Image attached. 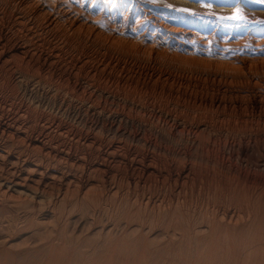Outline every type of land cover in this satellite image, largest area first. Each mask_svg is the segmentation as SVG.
<instances>
[{
    "label": "rangeland",
    "instance_id": "obj_1",
    "mask_svg": "<svg viewBox=\"0 0 264 264\" xmlns=\"http://www.w3.org/2000/svg\"><path fill=\"white\" fill-rule=\"evenodd\" d=\"M15 16L14 12L0 6V88H2L0 89V110L5 112V119L20 113L23 115L26 113L19 121L25 127L27 126V128L24 129L25 131L13 128H11L12 130L7 129L6 131L9 132L5 135L10 133L7 136L9 138L12 137V140L18 141L24 147H29V149L35 148L34 150L36 151L43 149L45 152H52V155L55 151L49 150V145L47 146L49 134V138L55 137L65 142L64 144L72 150L68 153L65 152V155L61 151L55 152L54 155L57 154L58 158H68L69 162L78 166L80 165V168L88 167L93 168V170L96 169L99 174H97L98 176L95 180L98 181L94 182L92 179H89V182L92 181L91 185L94 187H101L105 184L101 187L105 190V194L109 190L107 188H111L112 183H114L111 180L113 176L115 183L118 181L122 184L125 183V185L130 183L128 186L132 188L137 182L136 184L141 189L136 188L134 190L121 184L123 188L121 187L115 202L112 198V201L108 199L109 201L102 204V207L106 210L104 208L90 209L84 215L79 213V216L77 210H72L73 212L66 213L67 215L64 214L58 220L59 223L57 225H52L53 229L51 228V224H49L50 227L45 230V235H43L41 241L37 240L38 243L37 241L29 240L26 243L17 244V246L15 245L11 248L0 243V264H52V262L53 264H168L167 262L160 261L158 259L160 258L159 256H156L157 260L155 256L149 255L147 253L148 250L150 252L153 248H149L144 242H139L135 245L132 242L129 243L130 240L124 238L122 232H119L124 230L121 228L119 230L120 226L126 228L125 225L122 226L126 223L125 219H122L124 216L117 214L120 211L118 207L123 205L122 199L119 198L123 195L122 192L124 196L132 194L130 197L129 195L127 196L129 197V205L126 207L131 211L130 209H134V207L130 205L135 203L132 200H135L140 195V191L145 192L146 196L153 194L151 197H156L157 192L161 188L158 196L164 199L162 201L165 207L169 206H167V203L173 205L175 201L180 202L178 206L181 209V213L173 219L175 223H178L180 220V224L170 222V218H168L169 225L171 224L170 227L168 226V222L166 223L167 226L165 225L163 228H160L161 226L156 224L154 225L155 227H150V232L162 229V231H166V228L167 231L165 233H169L171 230L172 232H176L175 229L179 226L178 229L185 233L184 230L187 227L185 222L187 223V220L194 219L200 215H206L207 219L212 221L217 214L219 218L228 208V211L230 210L231 213L237 215L241 221L252 220L255 216L260 215L258 217L260 218L261 225L251 227L250 230L243 233V237L241 234V237H238L239 240L241 239L238 242V246L235 242H230V245L228 244V248L231 246L232 249L233 245L235 246L236 244L235 249L232 250L230 247V250L234 251L230 252L231 255L226 253L227 246L225 247L226 244L223 239H220L221 241L215 240L210 249L213 250V247L216 248L219 245L218 249L221 254H217V256L219 255L217 262H220V264H264V72H258L254 77L246 76L245 72L246 77L242 76L240 79L230 80V78H226L225 74L237 73L239 70L226 65L224 61L215 62L213 59L196 57V54L188 56V54L183 53L182 55L181 52L179 53L176 49L172 50L167 45L156 48L152 45L144 46L139 41H135L136 43L133 41L129 48H127L128 53H126L127 51H123L119 44L110 43L106 40H101V43H104L103 45H97L86 41H76L75 39H71V36L62 39L52 36H38L32 30L29 31L27 28H21ZM24 37L30 39L31 43L29 41V44H23L21 39ZM65 38L68 40H65ZM54 39L57 40L54 41ZM20 44H23V46ZM21 63L22 66H27L26 69H28L30 75L35 76V79L39 77L38 79L42 80V83L47 84L45 86L49 88L54 87V89H59V91H64L63 89H65V92L70 90L69 93H77L76 96L78 95L77 98L79 100L85 99V102L92 101V104L97 109H100H98L99 111H105L106 117L102 118L103 116L88 114L84 115L85 125L76 124L70 118L73 115L71 111L68 112V116H57V113L54 110H50L46 105L43 107L37 106L39 100L41 103L43 102L44 90L40 87L37 88V86L33 88L28 87V93L26 92V95H23L22 88L18 87L19 85L17 86L15 76L12 74L15 68L21 66ZM36 70H38V73ZM44 78L45 80L47 79L46 82ZM11 91H15V94L11 93ZM99 93L104 95L100 97ZM33 95L34 100H32ZM105 95H107V98ZM130 101L132 102L130 103ZM28 117L30 118L28 119ZM105 118L107 119L105 120ZM30 121L34 123H30ZM47 123L48 125H46ZM64 130H69V134L64 133L60 136L59 132ZM13 137L15 138L13 139ZM76 150H81L82 152ZM83 150L86 152H83ZM80 153H83L82 155L85 154L86 158H82L83 156ZM74 159H76L75 162ZM103 171L107 173H103ZM109 176L110 178L108 179L107 177ZM86 179L81 178V181L83 180L84 182ZM99 180L103 181L100 182ZM104 181L105 183H102ZM126 187L129 189H127L129 193H127ZM153 190L154 192L152 193ZM179 191H182V193ZM161 193H164V196ZM177 193H179L178 196L180 198L176 196ZM168 195L172 200L168 198ZM165 198L170 199L171 203H169L170 200ZM167 200L168 202L166 203L165 201ZM216 201L221 206H216L219 205ZM136 202L139 205L141 204L138 201ZM113 203L115 204L113 205ZM181 204L184 205L181 207ZM134 205L139 206L136 203ZM115 206L118 208H116L118 211L114 209ZM136 206L135 208H137ZM222 207L224 208L222 209ZM215 209L217 212L214 211ZM183 210L186 211L183 212ZM185 212L189 213V216ZM190 212L192 213L190 214ZM66 216L69 219L78 217L82 223L79 220L76 221L77 223L73 221L69 223ZM88 217L89 219H87ZM88 220L92 222L90 223ZM86 221L88 222L86 223ZM111 222L115 225L121 224L113 230L112 237H115L117 240L111 241V244H109L110 242L104 241L105 236L103 237V234L93 236L92 232L95 233L96 225H110ZM181 224L185 229L180 227ZM88 225L90 226L88 227ZM171 227L173 228L170 229ZM179 230L175 233L178 236L183 233ZM46 231L49 232L47 233L48 235ZM147 232L148 230L146 232L143 231L144 234ZM89 233L90 235H88ZM143 233L140 231L138 235H144ZM91 235L92 237L88 241L91 244L89 245L90 248L95 247L97 244L95 242H98L97 245L100 244V247L96 245L94 253L91 254L90 252L89 255H84L85 257L88 256L87 258L76 257V255L71 254L74 248L79 247V244L81 245L84 237ZM235 235L237 236L238 232ZM67 236H69V239ZM78 237L79 240H77ZM50 241L52 243H49ZM69 241V250H72L67 251V259L65 261L59 260L57 263L58 258H54L56 254L51 256L53 251L64 249V245ZM73 241L75 243V245L73 244L74 246L72 245ZM244 241L247 242L245 243ZM121 242L123 244H119ZM215 242L217 243L214 244ZM44 244L49 247L47 251H44L46 250L44 249L46 245L40 247ZM130 244L132 246H129ZM70 246L73 247L70 248ZM129 248L132 249V254L127 251L125 252ZM220 249L225 252H221ZM238 249L241 250H239L240 255ZM171 250L172 248L169 251ZM242 252H244L243 257H241ZM74 256L75 258H73ZM187 257L188 255L181 258L166 255L165 258L169 262L170 258H172L173 262H176L175 264H187L188 262V264H195L194 262L196 261L197 263L198 261L193 256H189L190 259L186 260L185 258ZM47 259H50V262ZM228 259L231 261L229 262ZM158 261L159 263H157ZM182 261L183 263H181ZM205 261L206 263H203ZM207 261L209 262V260L203 259L202 262L198 261V264H215L213 262L208 263Z\"/></svg>",
    "mask_w": 264,
    "mask_h": 264
},
{
    "label": "bare ground",
    "instance_id": "obj_2",
    "mask_svg": "<svg viewBox=\"0 0 264 264\" xmlns=\"http://www.w3.org/2000/svg\"><path fill=\"white\" fill-rule=\"evenodd\" d=\"M0 6H3L5 8H7L9 11L11 10L12 12H14V15H16L15 17L18 20V24L21 28H25V29L27 28L29 31L32 30L38 36H44V37L52 36L54 38H59V39L71 36L72 37L71 39H75L76 41H81V42L86 41V42H91L92 44L94 43L97 45H103L104 43H101V40H106V41H109L110 43L119 44L120 47L122 48V50L125 52L127 51V48H129V46L132 44L133 41L134 42L139 41L140 44H143L144 46L152 45V46H155L156 48H158V47L161 48V47L167 45L168 47H171L172 50L173 49L178 50L179 53L180 52L182 53V55H183V53L188 54V56L196 54V57H199V58L213 59V60H215V62L216 61H224L226 63V65H228L234 69L236 68V70H239L237 73L225 74L226 78H230V80H237V79H240L242 76L246 77L248 75L254 77V76H256V74L258 72H264V0H0ZM10 14H11V12H10ZM16 19H15V21H17ZM15 23L17 24V22H15ZM20 27H19V29H20ZM66 39L67 38H65V40ZM21 40H22V43L25 45L29 41L31 43V40L27 39L26 37L22 38ZM56 40L54 39V41H56ZM41 43H42V41H41ZM23 44H20V45L23 46ZM68 44H69V42H68ZM87 44H89V43H87ZM65 45H67V44H65ZM106 47H108V46H106ZM106 47H105V49H106ZM26 48H28V47H26ZM104 50H102V51H104ZM109 51H110V49H109ZM34 52H35V50H34ZM126 53H128V51ZM152 53H154V52H152ZM7 61H8V59H7ZM210 61H212V60H210ZM24 64H26V63H24ZM9 65H11V64H9ZM26 68H27V66H25V65L22 66V63H21V66H18L17 68H15L13 70L12 74L15 76V79H16L15 82H16L17 86L19 85L18 87L22 88L23 95H26V92L28 93V91H27L28 87L33 88L34 86H37V88L40 87L42 90H44V96L42 99L43 102L41 103L39 98H38L39 103H37V106L43 107L44 105H46L50 110H52V111L54 110V112L57 113V116L58 115L68 116L69 115L68 112L71 111L73 115L70 116V118H72L71 120H73L76 124L85 125L84 115H88V114H91V115L95 114L96 116L97 115L103 116L102 118H104L105 111L104 112L99 111L100 109L98 108L99 109L98 110L96 108V106H94V104H92V101L91 102H88V101L85 102V99L79 100L77 98L78 95L76 96L77 93L76 94L69 93L70 90L68 92L67 91L65 92V89H63L64 91H59V89H54L53 86H52L53 88L47 87V86H45L47 84L42 83V80L38 79L39 77H36L37 79H35V76L30 75L28 69H26ZM9 69H11V68H9ZM35 69H37V68H35ZM33 71H34V69H33ZM36 71L38 73V70H36ZM245 72H246V76H245ZM32 74H33V72H32ZM15 79H13V80H15ZM44 80H45V78H44ZM46 80H45V82H46ZM93 84H94V82H93ZM6 86H5V88H7ZM0 87H1V85H0ZM5 88H4V90H5ZM0 89H2V88H0ZM9 92H10V90H9ZM14 92L15 91H13V92L11 91V93H14ZM31 92H32V90H31ZM99 94H100V97H101V95H104L102 93H99ZM107 95H105V97ZM11 96H13V95H11ZM28 96H30V95H28ZM80 97H82V96H80ZM90 98H88V99H90ZM91 99H93V98H91ZM32 100H34V95L32 97ZM110 101H111V99H110ZM131 102L132 101H130V103ZM34 107H35V105H34ZM25 110H26V108H25ZM24 111H23V113L26 112V111L25 112ZM143 112H145V111H143ZM29 113H30V110H29ZM5 115H6L5 112L3 110H0V243L4 244L8 248H11V247H14L15 245L17 246V244L26 243L29 240H33L34 242L37 240L41 241L43 235H45V230L50 227L49 224H51V228H52V225H57L59 223L58 220L60 218H62V216L64 214L67 215L66 213H70L72 210H77L78 216H79V213L84 215L88 211H90V209L95 210V209L104 208V207H102V204L106 203V201H109L108 199L111 200L113 198L112 200H114V202H115V200L118 197V193L120 192L121 187L123 185H125V183L122 184L120 181L115 183L114 176L113 177L111 176L112 177L111 180L114 183H112L111 188H107L109 190L106 192L107 194H105L104 193L105 190H103L101 188L105 184H103L102 186L99 185L101 187L96 186L97 187L96 188L93 185H91L92 181L89 182V179H92L94 182L98 181V180H95V179H97L96 178L98 176L97 174H99V173H97L98 171H96V169L93 170V168L91 169L88 167L87 168H84V167L80 168L79 167L80 165L78 166L74 163L69 162L68 158L67 159H63L61 157L58 158L56 156L57 154L54 155L55 152H59V151L64 152V155H65V152L68 153L69 151L72 150L70 147H68L64 144L65 142L58 140L55 137L49 138L50 137V134H49V136L47 137L48 138L47 146L49 145V148H48L49 150L51 149V151H55L53 153V155H52V152H45L43 149H41V150H43L45 153L41 150L36 151V150H34L35 148L29 149V147H24L22 144H19L18 141L16 142L15 140H12V137L9 138L7 135H9L10 133L5 135L6 133L9 132V131L8 132L6 131L7 129L13 128L15 130H24L27 128V126L25 127V125H22L19 121V119L22 118V116L24 117V115L22 113H20V114L12 116L10 118L8 117V119H5V117H4ZM54 117H55V115H54ZM29 118L30 117H28V119ZM48 119H51V118H48ZM106 119L107 118H105V120ZM44 121H46V120H44ZM44 121H42V122H44ZM30 123H32V121H30ZM40 123H41V120H40ZM46 125H48V123ZM205 125H206V123H205ZM55 127H57V126H55ZM61 127H63V126H61ZM140 128H142V127H140ZM49 129H50V127H49ZM54 131H56V130H54ZM28 132H30V131H28ZM64 133L69 134V130L68 131L67 130L66 131L65 130L60 131L59 135L61 136ZM26 136H27V134H26ZM28 136H30V135H28ZM41 136H43V135H41ZM23 137H25V136H23ZM14 138L15 137H13V139ZM31 138H33V137H31ZM31 138H29V139H31ZM68 138H69V136H68ZM26 142H27V140H26ZM76 147H78V146H76ZM91 149H92V147H91ZM76 151H79V150H76ZM84 151L85 150H83V152ZM82 154H81V156H83L82 158H86L85 154L84 155H82ZM87 154H89V153H87ZM62 155H63V153H62ZM68 157H69V154H68ZM76 159H77V157H76ZM76 159H74V162ZM77 160L79 161V159H77ZM85 160H87V159H85ZM105 172L103 171V173H105ZM100 177H102V176H100ZM104 177H105V175H104ZM81 178H87V179H86V181L83 182V180L81 181ZM107 178L109 179L110 176ZM126 178H127V176H126ZM101 179H103V178H101ZM101 181H103V180H101ZM102 183H105V181ZM136 183H135L134 187H132L134 190L136 188H140V187H138V185ZM121 184H122V186H121ZM129 184L127 183V185H125V186H128ZM96 185H97V183H96ZM91 186L94 188H92ZM129 187L131 188V186H128V188ZM128 188L126 187V191ZM152 189H153V187H152ZM161 189L159 192H157L156 197H154V196L151 197L153 194L152 195L148 194L149 196H146L144 194L145 192L143 193L142 191H140V195H138L139 197L135 194V196H137L138 198L137 197L135 198V196H134L135 200H132V201L133 202L135 201V203L138 205H139V203H137L136 201L140 202L143 205V207L141 204L139 206H136V205H134L135 204L134 203L133 204L134 206H133L130 203L131 204L130 206L134 207V209H130L131 211H129L126 207H127V205H129V199L128 198L132 194L131 195L127 194V196L129 195V197H127L126 195L124 196V193L122 192L123 195L119 198L122 199L123 205L119 206V204H118V206H119L118 208L120 209L119 213H117L118 208L116 206L114 209L117 210L116 211L117 214H119L120 216H124V217H122V219L124 218L127 224L125 223L122 226L125 225L126 228H122L120 226L121 224L119 222H118L119 223L118 225L113 224V222H111L110 225H101V226L96 225V229L94 230L95 233L92 232L93 236H96L98 234L99 235L103 234V237L105 236L104 241L110 242L109 244H111V241L117 240V239H115V237H112L113 230L116 229V227L120 226L119 230H120V228L124 229V230L119 231V232H122V235L124 238H128V240H130L129 243L132 242V244L135 245L139 242H144L145 244H147V246H149V248H151V249L153 248L152 251L149 252V250L147 249L148 252L147 251L146 252L149 255L155 256V258H156V256H159L160 258H158V259H160V261H162V262L164 261L165 263L167 262L168 264H175L176 263V262L175 263L173 262L172 258H170V262H169L165 258L166 255H169L172 257L177 256L180 258L188 255V257L185 258L186 260L188 258L190 259V257L193 256V257H196L195 258L196 260L201 261V262L203 259H206V260H209L210 263L213 262L215 264H220V262L219 263L217 262L219 259V258L217 259V257L219 256V255L217 256V254H221L219 249H218L219 245H217L216 248L213 247V250L210 249L211 246H213V242L215 240L223 239L225 244H226L225 247L227 246L225 251L227 254L229 253L231 255L230 252L233 249H235L236 244H235V246L233 245V249L230 246L232 249V250H230V247L228 248V246L230 245L229 243L235 242V243H237V246H238L239 245L238 242L241 240V239L239 240L238 237L239 236L241 237V234L243 237V235H244L243 233H246L248 230L251 229V227H257V226L261 225L260 218L258 217L260 215L255 216L252 220L241 221V220H239L237 215H234L233 213H231L230 210L228 211V209H229L228 208L227 210H225L220 215V217H219L220 219L218 218V214H217L216 217L212 221L208 220L207 219L208 217L206 215L205 216L200 215L199 217H195V218L193 217L194 219L187 220L188 222L187 223L185 222V224L187 226V227H185L187 231L184 230L185 233L182 230L178 229L179 226L177 229H175L176 232H172V230L170 231V229H172L173 227H171L170 229L168 228L169 231L171 232V234H169L170 232L165 233L167 231V228H166V231H162L163 230L162 229V230H159L156 232H154L155 230L153 232H150V230H151L150 227H152L156 224L161 226L160 228H163V226H165V225L167 226L166 223L168 222V226L170 227L171 224L169 225V219L168 218H170V222H174L173 219H175L177 217V215H180V213H181V211H180L181 209L178 206L180 204V202H178V201L174 202L173 201L174 202V203L172 202L173 205L167 203L168 200H170L168 198H171L169 195H168V198H165V199H168L165 202L167 203V206L168 205L169 206L168 207L164 206L163 201H162L164 199H161L158 196V193L161 192ZM182 190H183V188H182ZM137 191H138V189H137ZM146 191H148V190H146ZM168 191H170V190H168ZM153 192H154V190L152 191V193ZM179 192L182 193V191H179ZM127 193H129V191H127ZM161 194H160V196H161ZM178 194L179 193H177L176 196H178ZM170 195H171V193H170ZM162 196H164V193L162 194ZM165 196H167V195L165 194ZM171 200H172V198H171ZM171 200L169 201V203H171ZM173 200H174V197H173ZM218 201H220V200H218ZM218 201H216V203ZM114 204L115 203H113V205ZM218 204H219V202H218ZM183 205L181 204V207ZM103 206H105V205H103ZM135 206L137 208H135ZM216 206H221V205L219 204ZM224 207H222V209ZM225 208H227V207H225ZM187 209H191V208H187ZM216 209L214 211H216ZM186 210H183V212ZM107 211H108V209H107ZM218 211L220 212L219 209H218ZM192 212H190V214ZM91 213H89V214H91ZM185 213L187 215L189 214L187 212H185ZM258 214H259V212H258ZM187 215H186V217H187ZM214 215H215V212H214ZM255 215H257V214H255ZM80 216L82 217V215H80ZM192 216H193V214H192ZM209 217H211V216H209ZM66 218H68V217L66 216ZM109 218H110V216H109ZM178 218L180 219V217H178ZM79 219L80 218H78V217H72L71 219L68 218V222L70 223L73 221V222L77 223L76 221H78ZM84 219L86 220V218H84ZM87 219H89V217ZM261 219H262V217H261ZM176 220H178V219H176ZM88 221H86V223ZM179 221H178V223L177 222L176 223L174 222V223L179 225L180 224ZM89 222L91 223L92 221H89ZM120 222H122V221H120ZM116 224H117V222H116ZM175 224H173V225L176 226ZM89 226L90 225H88V227ZM63 227L65 228L64 224H63ZM180 227L181 228L183 227L182 224ZM91 229H93V228H91ZM256 229H258V228H256ZM80 230H81V228H80ZM147 230H148V232L144 234L143 231L146 232ZM177 230H179L181 233L183 232L184 235H183V233L181 235L179 234V236L177 234H175V233H177ZM219 230H220V232H219ZM52 231H54V230H52ZM140 231L144 235H138L140 233ZM237 232H238V235L236 236L235 233H237ZM47 233H49V232L46 231V234ZM80 233H82V232H80ZM64 234H65V232H64ZM114 234H115V232H114ZM50 235H52V234H50ZM88 235H90V233ZM67 237L69 239V236H67ZM91 237H92V235L86 236L83 239L81 238L82 239L81 245L79 244V247L74 248V250L71 249L73 251V253H71V254L76 255V257L78 256V257L84 258L85 257L84 255H89L90 252H91V254L94 253L96 251V247L99 246L100 244L97 245L98 242H95V243H97L96 244L97 246L95 245L94 248H90L89 245H91V244H89L88 241H90ZM123 237H121V238L123 239ZM81 239H80V241H81ZM243 239L246 240L247 238H243ZM77 240H79V237ZM51 241L53 242V240H51ZM51 241L49 243H52ZM70 241H71V239H70ZM70 241L68 243L65 242L67 244L64 245V247H63L64 249H60L59 251H53L52 250L53 253L51 256L56 254V256H54V258L55 257L58 258L56 261L57 263L59 260H62V262H63L67 259L66 253H67V251H71V250H69ZM37 243H38V241H37ZM216 243L217 242H215L214 244H216ZM241 243H242V241H241ZM73 244L75 245L74 241H73L72 245ZM119 244H123V243L121 242ZM218 244H219V242H218ZM45 245L46 244H44L40 247H43ZM191 245H193V246H191ZM51 246H53V245H51ZM76 246H78V245H76ZM129 246H132V245L130 244ZM72 247L70 246V248H72ZM48 248H49L48 245H46V247H44V249H46V250H44V251H47ZM171 248H172V250L169 251ZM173 248H174V250H173ZM131 250L132 249L129 248V249H126L125 252L127 251V252H130V254H132ZM208 250H210V252H208ZM214 250H215V252H214ZM222 250H224V249L222 248ZM222 250H221V252H225ZM239 250L240 249H238V253H239ZM49 251H50V249H49ZM34 252H36V251H34ZM232 252H234V251H232ZM242 253L243 254L241 257H243V255H244V252H242ZM222 254L224 255V253H222ZM239 255H240V253H239ZM51 256H49V257L51 258ZM87 257H85V258H87ZM73 258H75V256ZM228 258H229V256H228ZM234 258H236V257H234ZM52 260H54V259H52ZM177 260H178V258H177ZM48 261L50 262V259ZM87 261H88V259H87ZM193 261H191V262H193ZM198 261H197V263H196V261L194 263L198 264ZM230 261L231 260H229V262ZM177 262H180V261H177ZM185 262H187V261H185ZM54 263H55V261H54ZM157 263H159V261ZM181 263H183V261ZM203 263H206V261ZM52 264H53V262H52ZM62 264H64V263H62ZM95 264H97V263H95ZM184 264H186V263H184Z\"/></svg>",
    "mask_w": 264,
    "mask_h": 264
}]
</instances>
